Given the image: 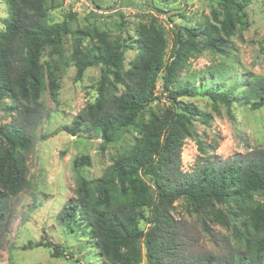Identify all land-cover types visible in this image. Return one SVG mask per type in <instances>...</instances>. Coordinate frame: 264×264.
<instances>
[{"label":"trees","instance_id":"trees-1","mask_svg":"<svg viewBox=\"0 0 264 264\" xmlns=\"http://www.w3.org/2000/svg\"><path fill=\"white\" fill-rule=\"evenodd\" d=\"M4 1L8 17L0 33V99L10 103L4 110L13 114L10 123L0 125V228L10 219L11 201L28 186L27 161L43 113L41 94L47 89L53 100L57 97L58 65L70 35L74 80L80 81L92 66H101L102 71L96 100L58 132L70 136L92 132L100 138L102 151L132 131L136 137L101 177H77L74 197L57 218L72 232H83L107 264H140L143 257L146 264H264V152L224 160L210 156L192 171H183L181 151L185 140L196 135L190 124L195 114L178 100L191 96L189 90L171 89L189 59L205 49L220 56L222 63L232 60L231 37L238 25L239 30L245 28L247 0H210L222 9L223 19L199 30L185 28L184 36L175 34L169 59L165 35L154 22L138 24L135 38L128 41L121 33L111 37L97 29L73 30L66 19L52 23L47 0ZM123 23L117 25L119 31ZM85 41L88 45L83 46ZM45 49L49 62L42 64ZM128 50L137 54L124 71ZM159 80L171 105L144 122L146 109L160 99ZM229 95L210 93V98L229 107ZM239 101L253 110L261 108L264 77L248 81L247 94ZM198 149L204 153L200 143ZM88 164L87 156L73 161L75 170ZM178 200H185L195 212L212 203L233 202L240 211L239 229L219 240L221 252L189 253L185 228L173 216ZM141 221L147 222L145 231L139 228ZM205 231L211 234L207 227ZM37 247L52 248L53 258H72L52 242H29L25 249Z\"/></svg>","mask_w":264,"mask_h":264},{"label":"rangeland","instance_id":"rangeland-1","mask_svg":"<svg viewBox=\"0 0 264 264\" xmlns=\"http://www.w3.org/2000/svg\"><path fill=\"white\" fill-rule=\"evenodd\" d=\"M116 1L96 0L94 4L98 8H109ZM152 4L153 7L148 0H120L114 10L105 12L93 7L90 0H47L46 10L52 23L66 19L73 30L97 29L108 32L111 37L121 33L128 41L135 38L138 24L154 22L165 35L166 59L171 57L175 34L184 36L185 28L199 30L223 19L222 9L210 0H185L184 8L182 0H152ZM181 8L183 10L178 12ZM243 13L245 28L239 30L238 25L235 36L231 37L232 60L222 63L220 56L205 49L200 56L189 59L188 68L180 72V81L171 86L174 90H189L191 96L178 100L183 107L193 108L195 114L190 124L196 135L185 140L181 151L183 171H192L197 163L210 156L224 160L258 150L264 152V105L253 110L239 101L247 94L248 81L264 77V0H247ZM7 17V5L0 0V33ZM121 22L124 23L119 31L117 25ZM196 39L202 41L198 36ZM73 44L72 37L66 36L64 57L58 61L56 99L50 97L47 89L41 94L43 113L41 122L36 125L35 146L27 161L28 186L11 201L10 219L0 228V264H107L99 257L91 240L81 231L69 230L57 214L74 197L77 177L86 180L101 177L131 146L136 132L132 131L122 141L109 145L105 151L100 149V138L92 132L77 136L58 132L96 100L102 71L101 66H92L76 82L75 68L70 60ZM86 45L87 41L83 43ZM136 54L135 50L125 52L124 71ZM40 62H49L48 49L42 52ZM161 89L159 80L156 92L160 99L146 109L142 118L144 122L170 107L171 103ZM210 93L230 94L231 105L215 103ZM6 105L10 103L0 99V125L12 120L13 113L4 110ZM199 143L204 153L199 151ZM82 156L89 158V164L75 170L73 161ZM173 206L174 218L185 228L183 232L189 253L221 252L219 246L223 244L219 240L223 236L229 237L234 228L239 229L240 211L233 202L212 203L200 207L197 212L185 200H178ZM144 215L148 216L147 209ZM147 226L146 221L139 224L143 231ZM206 227L211 234H207ZM29 242H52L72 258H53L52 248L25 249ZM140 264H146L144 257Z\"/></svg>","mask_w":264,"mask_h":264},{"label":"water","instance_id":"water-1","mask_svg":"<svg viewBox=\"0 0 264 264\" xmlns=\"http://www.w3.org/2000/svg\"><path fill=\"white\" fill-rule=\"evenodd\" d=\"M90 1L92 2L93 7L97 8L98 10H101V11H105V12H107V11H112V10H114V9H115V6L118 4V2H119L120 0H117L116 3H115L113 6L109 7V8H98V7L93 3L92 0H90ZM148 2H149V5H150L151 7H153L152 0H148ZM184 3H185V0H182L183 8H184ZM183 8H181L180 10H178V12H181V11L183 10ZM156 12H157V11H156Z\"/></svg>","mask_w":264,"mask_h":264}]
</instances>
